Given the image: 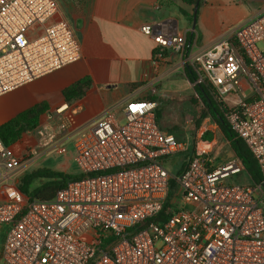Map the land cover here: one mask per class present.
<instances>
[{
	"label": "built area",
	"instance_id": "built-area-1",
	"mask_svg": "<svg viewBox=\"0 0 264 264\" xmlns=\"http://www.w3.org/2000/svg\"><path fill=\"white\" fill-rule=\"evenodd\" d=\"M58 10L56 0H0V97L81 59L74 29L54 20ZM141 31L161 49L188 47L185 34ZM163 59L157 51L154 67ZM190 63L262 180L228 181L246 171L238 157L212 155L216 134L203 136L216 126L203 124L191 147L160 128L157 102L133 101L122 122L111 115L77 137L84 177L53 199L28 202L18 184L4 186L0 264H264V8ZM174 156L188 158L180 172L166 166ZM18 165L0 138V168Z\"/></svg>",
	"mask_w": 264,
	"mask_h": 264
},
{
	"label": "crops",
	"instance_id": "crops-1",
	"mask_svg": "<svg viewBox=\"0 0 264 264\" xmlns=\"http://www.w3.org/2000/svg\"><path fill=\"white\" fill-rule=\"evenodd\" d=\"M56 1L58 6L72 9L75 15L72 19L75 23L71 24L59 8L54 20H66L73 29L76 28L74 32L80 42L81 59L0 97V126L21 112L40 104L46 105L47 110L40 117L37 130L42 128L40 134L43 135L44 130L52 138L47 142L42 137L32 144L27 142L31 161L72 138L75 139V148L77 137L103 118L113 115L122 122L126 105L144 100L141 98L150 95L156 86H161V96L193 94L194 85L185 74L187 63L213 48L229 30L264 8V0H199L195 23L197 36L190 53L186 56V50H167L168 54H163L164 59L156 68L153 60L159 47L154 37L144 34L141 27L153 25L157 33L185 34L188 37L193 28L189 20L195 10L193 5L185 0ZM76 84L80 85L77 95L68 102L65 92ZM205 123L216 126L212 133L217 139L212 153L216 160L224 162L237 157L229 141H221L215 120L206 116L202 125ZM55 127L59 129L57 136L54 135ZM193 129L194 126H190L185 130L184 138H178L189 141L191 147L198 135L197 132L191 137ZM54 138L56 140L51 143ZM225 148L229 151L223 156L221 150ZM59 152L63 149L60 148ZM75 156L76 150L74 161ZM175 157L180 172L186 166L187 157L172 158ZM4 198V194L0 195V201Z\"/></svg>",
	"mask_w": 264,
	"mask_h": 264
},
{
	"label": "trees",
	"instance_id": "trees-1",
	"mask_svg": "<svg viewBox=\"0 0 264 264\" xmlns=\"http://www.w3.org/2000/svg\"><path fill=\"white\" fill-rule=\"evenodd\" d=\"M186 3L196 6L197 0H185ZM199 8V5H198ZM198 8L190 17V23L193 24L194 18L197 17ZM197 36L196 27L191 28L188 32V47L186 48V56L190 53L194 39ZM163 51L164 55L168 54L166 49L158 48L157 51ZM185 74L189 81L194 85V94L188 96V100L194 106L200 101L203 103V108L200 118L211 116L217 123L220 133L221 141L226 139L229 141L230 147L236 156L242 160L246 173L249 175L253 183H258L262 180V176L259 170L256 159L248 149L245 142L238 137L235 131L230 127L227 122V109L223 105L221 99L217 95L214 88L206 81L198 82L199 71L197 65L193 63H187L185 66ZM82 85V83H81ZM80 87L79 84L72 86L65 92L66 100L69 102L72 98L76 97V90ZM175 100L178 99L174 97ZM145 101L159 103L156 108L157 122L162 130L168 133H173L171 129H166L161 124L162 110L164 104L168 101L163 98H157L156 96L148 97ZM47 108L45 104H40L32 107L24 112L17 114L4 124L0 126V138L4 145L8 148L18 144L24 139L25 134L35 130L40 125V117L46 112ZM175 134V133H173ZM178 138V136L175 134ZM211 139L208 134L203 136V139ZM188 159V158H187ZM187 161V160H186ZM187 166L188 163H185ZM185 166V167H186ZM84 175L79 173L77 175L66 174L63 172H55L49 169H40L32 173L26 174L19 183V189L27 196L28 202L34 199L40 201H49L55 197L57 192L67 186L70 181L83 178ZM40 181V185L33 187L35 181Z\"/></svg>",
	"mask_w": 264,
	"mask_h": 264
},
{
	"label": "rangeland",
	"instance_id": "rangeland-1",
	"mask_svg": "<svg viewBox=\"0 0 264 264\" xmlns=\"http://www.w3.org/2000/svg\"><path fill=\"white\" fill-rule=\"evenodd\" d=\"M59 8H60V12L71 24L75 23L72 22V19H74L73 16H75L72 9H68V8L66 9L65 7H62V5H60ZM74 29L76 30L75 27ZM160 89L161 86H156L150 95L144 96L141 99H147L148 97L156 96L157 98H163L167 100L168 102L164 104L162 110V118H161L162 126L166 129H171L172 132L178 136V138H184L185 130L188 129L190 126L191 127L194 126L191 137L194 136L198 132V129L202 125L203 120L205 118V117L200 118L199 116L203 108L202 101H200L196 106H194L188 100V96H190L189 94L184 93L181 95H177L178 99L175 100V98L173 97L174 94H166L165 96H161L159 92ZM158 103L160 106L163 104L162 101L161 102L158 101ZM37 128L25 134L24 139L21 142L10 148V152L13 155H15V157L18 159L19 165L10 173H7L4 167L0 168V195L4 194V186L8 182H14L16 184H19L20 180L26 174L32 173L40 169H49L55 172H63L71 175H77L80 173L73 158L75 154L74 138L64 141L58 147L55 146L52 147L46 155L40 158L36 157L37 159H32V161L29 160L32 154L28 152L27 148L29 147L28 146L29 143L27 144V142H30V144H32V142H34L39 137L44 138V140H46L45 142H47L51 138L50 134L46 133V131L44 130H43V135L40 134L42 128H39L38 130ZM55 128L56 130H54L55 133L54 135L57 136V132L59 131V129L57 127ZM207 134L210 137L213 136L212 133H207ZM55 140L56 139L54 138V140L50 142L52 143ZM60 148L63 149V152L61 153L59 152ZM227 151H229L228 148L221 150L223 156L227 155ZM177 161L178 158L176 157L171 158L167 160L166 166L170 170L177 171V167H178ZM230 180L245 184L252 183L250 177L246 172L233 176L230 179H228V181ZM39 185H40V181L38 180L35 181L33 187Z\"/></svg>",
	"mask_w": 264,
	"mask_h": 264
},
{
	"label": "water",
	"instance_id": "water-1",
	"mask_svg": "<svg viewBox=\"0 0 264 264\" xmlns=\"http://www.w3.org/2000/svg\"><path fill=\"white\" fill-rule=\"evenodd\" d=\"M198 5H199V0H198V2L196 3L195 11H196V9L198 8ZM195 23H196V17L194 18L193 28L195 27Z\"/></svg>",
	"mask_w": 264,
	"mask_h": 264
}]
</instances>
